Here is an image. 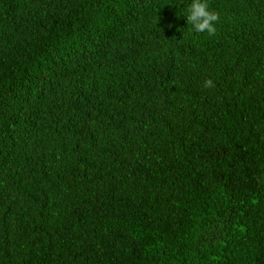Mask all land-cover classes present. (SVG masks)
<instances>
[{"label":"trees","instance_id":"16d2710c","mask_svg":"<svg viewBox=\"0 0 264 264\" xmlns=\"http://www.w3.org/2000/svg\"><path fill=\"white\" fill-rule=\"evenodd\" d=\"M190 3L0 0V264H264V0Z\"/></svg>","mask_w":264,"mask_h":264},{"label":"clouds","instance_id":"9594fccd","mask_svg":"<svg viewBox=\"0 0 264 264\" xmlns=\"http://www.w3.org/2000/svg\"><path fill=\"white\" fill-rule=\"evenodd\" d=\"M187 23L198 33L206 32L212 36L216 34V23L219 21V13L209 9L208 0H191L187 9ZM206 88H214L215 84L211 79L205 81Z\"/></svg>","mask_w":264,"mask_h":264}]
</instances>
